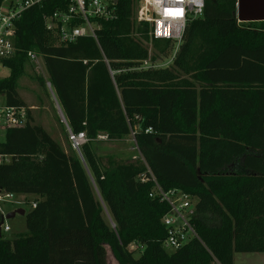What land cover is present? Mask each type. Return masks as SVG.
<instances>
[{"label": "trees", "instance_id": "16d2710c", "mask_svg": "<svg viewBox=\"0 0 264 264\" xmlns=\"http://www.w3.org/2000/svg\"><path fill=\"white\" fill-rule=\"evenodd\" d=\"M102 1L116 19L99 20L98 41L62 44L60 28L47 30L68 0L35 6L16 23L0 96L26 108L29 121L0 139L9 159L0 191L25 197L31 209L26 234L0 237V264H107L108 248L118 264H234L236 254H264V22H239L237 0H207L178 47L151 42L149 24L136 20L138 0ZM30 52L47 74L31 79L55 97L71 131L86 134L80 152L60 118L67 150L21 97L22 78L37 67ZM102 136H135L138 158H104ZM148 169L165 191L197 200L200 240L166 250L169 207L150 197L153 182L139 181ZM131 245L142 248L138 258Z\"/></svg>", "mask_w": 264, "mask_h": 264}, {"label": "built area", "instance_id": "2783aa9c", "mask_svg": "<svg viewBox=\"0 0 264 264\" xmlns=\"http://www.w3.org/2000/svg\"><path fill=\"white\" fill-rule=\"evenodd\" d=\"M53 0H6L0 9V70L5 69L4 61L12 59L16 54L15 36L16 23L22 15L35 6H41ZM69 8L66 13H55L52 18H47V30L52 32L60 28L58 42L62 44L76 43L80 38H92L98 41L97 32L101 25L99 20H115L116 10L102 0H68ZM207 0H138L136 20L138 23L149 24V38L153 40H170L181 44L187 25L199 19L205 10ZM61 25V26H59ZM147 44V43H145ZM152 47V43L149 47ZM152 53V50H149ZM30 61L42 68L37 54H28ZM145 66L148 62L144 63ZM51 90V85L48 83ZM62 123L67 128L69 140L75 150L88 142L85 133L74 134L69 128L61 108L57 104ZM28 110L26 108L9 107L0 104V135L10 129L24 128L28 125ZM150 132V131H148ZM147 132V133H148ZM100 140L107 141L102 136ZM9 162L8 157L0 156V164ZM143 184L153 182L155 188L150 194L151 198L158 199L169 207L168 214L163 218L168 237L164 242L166 250L176 252L193 240H200L193 223L196 218L197 200L181 190L165 191L156 181L148 169L139 176ZM21 199V200H20ZM27 202L22 197L0 191V212L3 222L0 225L1 236L13 235L12 227L7 223V216L12 212L23 209ZM32 208H36L33 203ZM137 248H139L137 246ZM142 249V248H140Z\"/></svg>", "mask_w": 264, "mask_h": 264}, {"label": "rangeland", "instance_id": "374dc122", "mask_svg": "<svg viewBox=\"0 0 264 264\" xmlns=\"http://www.w3.org/2000/svg\"><path fill=\"white\" fill-rule=\"evenodd\" d=\"M150 49L153 53V48L151 46ZM33 72L47 78V74L43 67H31L30 65L28 71L29 76L22 78L20 82L21 97L24 99L28 109L31 111L35 123L43 126L51 134H55L56 138H58L63 143V146L67 150V143L65 141L61 126L58 122L59 115L55 97L52 95V98L49 99L42 88H40L39 85L31 79ZM10 74L11 71L9 69L5 68L0 70V80L8 78ZM4 102V97L0 96V104H4ZM0 139L3 140L4 135H0ZM136 144L137 140L135 136H131L124 142L119 143L101 141L99 144H97V148L98 153L106 159L113 157L119 161L127 162L129 160H135L138 158L140 150ZM22 198L25 199V197ZM28 198L31 200L30 202L34 200V197L32 196ZM23 209L27 214L30 212L31 207L29 204H26L23 206ZM7 223L12 227L14 236L26 234L28 231L26 225V216L17 215L14 219L8 220ZM111 226L114 227L112 224ZM129 251L133 252L136 258L140 256V249L137 248L136 245H131L129 247ZM107 264H118L110 248H108ZM234 264H264V254H236L234 258Z\"/></svg>", "mask_w": 264, "mask_h": 264}, {"label": "water", "instance_id": "95a60500", "mask_svg": "<svg viewBox=\"0 0 264 264\" xmlns=\"http://www.w3.org/2000/svg\"><path fill=\"white\" fill-rule=\"evenodd\" d=\"M236 15L241 23L264 22V0H237ZM17 215L25 216L26 211L19 209L12 212L8 214L7 220L14 219Z\"/></svg>", "mask_w": 264, "mask_h": 264}, {"label": "crops", "instance_id": "0c3cea01", "mask_svg": "<svg viewBox=\"0 0 264 264\" xmlns=\"http://www.w3.org/2000/svg\"><path fill=\"white\" fill-rule=\"evenodd\" d=\"M57 103V102H56ZM58 104V103H57ZM58 115H59V118H60V114H59V111H58ZM61 119V118H60ZM50 133V132H49ZM51 134V133H50ZM53 135V134H52ZM54 138H56V135L54 134L53 135Z\"/></svg>", "mask_w": 264, "mask_h": 264}, {"label": "clouds", "instance_id": "9594fccd", "mask_svg": "<svg viewBox=\"0 0 264 264\" xmlns=\"http://www.w3.org/2000/svg\"><path fill=\"white\" fill-rule=\"evenodd\" d=\"M201 3H202V0H201Z\"/></svg>", "mask_w": 264, "mask_h": 264}]
</instances>
